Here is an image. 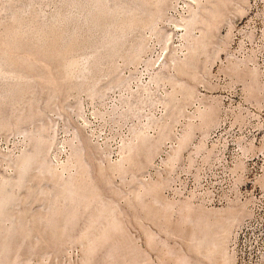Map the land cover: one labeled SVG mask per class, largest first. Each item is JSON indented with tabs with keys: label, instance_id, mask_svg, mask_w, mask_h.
I'll return each mask as SVG.
<instances>
[{
	"label": "rangeland",
	"instance_id": "374dc122",
	"mask_svg": "<svg viewBox=\"0 0 264 264\" xmlns=\"http://www.w3.org/2000/svg\"><path fill=\"white\" fill-rule=\"evenodd\" d=\"M0 264H264V0H0Z\"/></svg>",
	"mask_w": 264,
	"mask_h": 264
}]
</instances>
